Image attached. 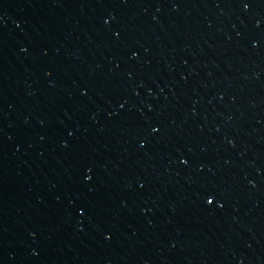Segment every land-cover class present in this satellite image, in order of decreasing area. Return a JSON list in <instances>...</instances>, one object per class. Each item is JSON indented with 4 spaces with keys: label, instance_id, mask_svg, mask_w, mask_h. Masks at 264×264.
Returning <instances> with one entry per match:
<instances>
[{
    "label": "water",
    "instance_id": "water-1",
    "mask_svg": "<svg viewBox=\"0 0 264 264\" xmlns=\"http://www.w3.org/2000/svg\"><path fill=\"white\" fill-rule=\"evenodd\" d=\"M0 264H264V0H0Z\"/></svg>",
    "mask_w": 264,
    "mask_h": 264
}]
</instances>
